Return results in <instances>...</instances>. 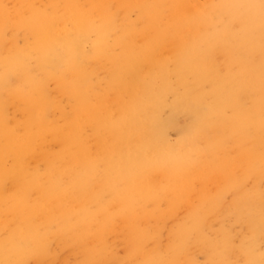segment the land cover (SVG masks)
I'll use <instances>...</instances> for the list:
<instances>
[{"label":"rangeland","instance_id":"obj_1","mask_svg":"<svg viewBox=\"0 0 264 264\" xmlns=\"http://www.w3.org/2000/svg\"><path fill=\"white\" fill-rule=\"evenodd\" d=\"M1 1L2 0H0V2ZM3 1V4L2 2L0 4V8L3 7V11L0 9V60L2 61L5 57L10 59L16 56L15 59L20 62L21 68L27 69V71L29 70L28 73H30L31 77H39L41 73L38 71V65H36V57L33 56L32 58L28 56L27 59L29 61L26 59L27 50L32 44V36L17 26V19L14 15V9L18 7L17 4L20 0ZM48 1L50 0H31L30 3H32L31 5L35 3V7L37 8L40 6L43 8ZM139 1L140 0H116L112 1V3L110 1L107 10L114 17V26H119L122 23L137 22L139 9L136 7ZM193 1L197 2L199 0ZM118 3H121V7ZM79 4L82 5V2ZM110 4L112 6H110ZM116 4L120 9L116 13L113 11L112 14L111 11L113 9L117 10ZM195 5L197 4L195 3L191 8H187L185 13L186 16H191L193 13L194 16L201 14V10H199L197 6L195 7ZM113 17L110 18L111 22ZM202 31L203 30H201V34L204 32ZM115 32L116 34L118 33L116 30ZM155 32H157V30L150 31L151 34ZM234 32L238 33L237 27L234 29ZM114 34L115 33H111L110 35L112 36L109 35V39L107 38V43L109 42L107 44L109 46H107V50H109L107 56L113 55V53L116 55V51L117 53L119 51L118 48L116 49L115 47L113 48L115 50H111V45L113 46L111 40L116 36ZM154 36L156 37V35ZM185 38L183 33H177L174 36V39L182 45L188 42L187 38ZM141 39L138 37L137 44L143 43L144 45ZM153 41H155V39ZM24 51H26V53H24ZM15 52H17L16 55ZM18 54H20L19 57ZM22 55L25 56V59ZM172 57L173 54L169 41L165 40L160 44L155 43L153 50L150 52V64L146 61H141L131 67V74L136 75L145 86L154 78L157 88L160 86L159 83H161L159 78H157L159 77L157 73L160 66L164 64L167 71V82L176 91L175 93H177L179 97L188 93L191 94L192 97H200L202 101L201 104L203 103L202 106L211 105L210 96L212 80L196 83L191 77H188L186 88L184 86L179 87ZM256 58H247L248 64L262 65V63L259 62L260 58L258 59L257 56ZM30 59H34L32 63ZM34 61L36 66L34 65ZM29 63L31 67H29ZM105 63L96 62L91 68L88 98L90 99L89 101H91V106L99 111V118L95 124L96 126L94 124L84 123V121H80V118H78L79 120L75 118L74 115L75 110L78 108L79 97L62 93L52 81L49 82L50 86L49 84L47 86L49 89L47 95H49L46 100L48 104L46 108H42L44 104H41V101H39V98L36 96H28L26 99L15 97V92L22 82V73L19 71L10 72L9 79L5 82L4 90L2 89L0 98V248L3 250L2 254L9 250L10 243L8 244V242L14 239L13 233H16L14 232L16 222L13 221L16 215L15 213L18 215V213H20L19 210L23 208L28 218V224L21 227V238L25 240L24 244L26 243L27 247L35 245V252L41 250V252L29 254L23 251H16L9 257L8 262L10 264H177L175 263L176 261L180 264L179 261L182 259L181 262H183L181 264H185L186 262L187 264H264V137L262 136L263 138L259 139V142H261L259 145L257 143V127L252 125L248 128L247 134L249 136L247 134L243 136L240 133L234 134L231 121L235 117L236 111L227 108L225 117L229 120L228 123L223 126V130H220L218 126H212L205 130V132L196 134L192 132L191 134L186 133L181 136V134L178 133L179 131H189L188 117L185 116L184 113H180V115L173 118L174 127H170L167 122L171 117L169 111L166 109L161 113L157 122L154 121V123H151L150 118L139 114L138 116L140 118L137 116L134 123H129V121H127L119 124L116 135H113L110 132V126L117 124L121 111L130 102V93L129 90L110 91L107 89L105 85L106 77L110 74L111 67ZM191 63L193 65V62ZM239 69L237 64L229 63L228 58L218 51L214 50L208 54V66L206 70L213 72L211 74L207 73L211 78L214 76L218 80L239 78L241 75ZM2 70V65H0V75L2 74ZM156 79L158 81H156ZM173 96V93L166 95L167 105L172 103ZM251 99L252 96L249 92L241 90L236 99V105L242 110H249L252 103ZM117 101L120 104L117 103ZM47 108H49V110ZM51 109H54L56 112ZM47 112H49V114H47ZM260 116L264 117V106L261 108ZM32 122L34 123L32 124ZM34 127H36V129ZM173 129L175 131H173ZM63 130L66 131L65 134H67L65 137L62 133L64 132ZM52 131L55 132L52 133ZM67 131L70 135H68ZM161 131H163V136L156 142L154 147H151L150 144H143L150 137L159 134L158 132ZM61 136H63L64 139H62ZM136 136L139 137L136 138ZM250 141L253 143L250 144ZM224 143L226 145H224ZM241 143L242 145L245 144L244 148ZM179 144L181 146H179ZM219 144H223L224 146ZM216 147L217 149L212 155L210 149ZM178 148L180 150H178ZM193 149L196 154L193 153ZM162 150L164 154L161 152ZM175 150H178L180 153ZM189 150L192 151V154ZM171 151L175 155V158L172 156L173 159H168L167 156ZM165 152L169 153L165 154ZM176 153L179 154L177 155ZM180 155L185 159L181 160V157H179V159L178 157L176 158V156ZM246 155L253 158L249 159ZM187 156H192V160L190 161L189 159L191 158L189 157L186 158ZM211 162L215 163L212 164ZM179 163L180 166H178ZM248 163L249 168H247ZM174 165L175 167H173ZM213 165H216L215 167L219 176L215 173L216 170ZM253 165H255V168ZM185 166L189 168H185ZM172 168H174V171ZM200 168H202V170ZM157 169H159V171ZM163 169H167L168 173L165 170L163 171ZM176 170H179L180 174L182 173L183 176H180L178 173L179 171H177L178 176L177 174H173V172L176 173ZM182 170H185L187 174L181 172ZM195 171L197 174H195ZM142 174H144L143 176L145 177H143ZM223 175L225 176L222 177ZM220 176L228 182L229 187L227 182L225 180L223 181ZM243 177L246 178L243 179ZM149 178H151V181ZM132 179L133 181H131ZM170 180L173 181L171 182ZM228 180L231 182L229 183ZM146 181L148 182L145 185ZM149 181L153 185H150ZM165 182L168 183L166 184ZM179 183L183 184L181 185ZM147 184H149L151 188H149ZM171 184L172 188L170 187ZM164 187L171 188L172 192ZM225 187L230 189H225ZM159 190L161 193H159ZM170 192L172 196H170ZM173 192H176L174 193L175 195ZM177 192L179 193L178 195ZM156 194L162 198H159ZM153 195H155L154 200L151 201ZM156 196L158 198H156ZM166 196H169L166 201H168L169 198L170 201H176L175 203L177 204H172V202L169 201L166 202ZM170 197H173V199H170ZM184 197L187 203L182 199ZM68 198L70 200H68ZM211 200H213V202ZM217 201L221 203H217ZM199 202L204 203L206 206L204 207V205ZM209 202L211 204L210 206H208ZM214 202L217 207H215L216 210L213 209ZM15 203H18L19 210L14 206ZM153 203L155 208L152 206ZM122 205L124 207H122ZM133 205L137 207L132 208V211L130 209L134 207ZM161 205L163 206L161 207ZM168 205L172 206L169 207ZM100 206L102 208H100ZM107 208L109 210H107ZM156 208L158 210H156ZM169 208L170 210H168ZM91 209L95 215L91 212ZM207 209L211 210L212 213L207 211ZM172 210L175 211L173 212L174 214ZM111 212H113V216L116 215L117 217H112ZM130 213H132V215ZM144 213L145 215L142 217ZM84 214L90 217V220L88 217H85ZM121 214H124V216ZM160 214H163L161 218L159 217ZM166 214H169L170 218ZM190 214L191 216H189ZM152 215H154V218ZM107 216L110 218L112 217L113 220L112 218L110 220ZM249 216L250 219L248 218ZM84 217L87 221H93L96 217L97 221L94 222V220L92 222L93 224L89 221L86 223ZM187 217H192V222L195 224L197 223L198 228L192 222V224L190 223L191 220L185 221L184 219H187ZM104 218L107 222L106 220L103 221ZM76 219L77 221L80 220L76 222ZM108 219L110 221H108ZM70 220H72V222L75 221L73 225ZM98 220H101V222H99L101 225L105 223L101 229H99L101 225L97 223ZM195 220L198 221L195 222ZM67 221H69L70 224H68ZM125 221L129 224L127 225ZM74 223L78 228L80 227V230L75 227ZM135 223H137L139 227L142 225L141 229ZM185 223L187 225H185ZM67 224L70 226L72 225V227ZM131 224L133 225L132 229L130 228L132 227ZM160 224H163L161 229ZM88 225L90 228H88ZM186 226L190 227L188 228ZM81 227H83V232L85 231V233L81 232ZM94 227L96 229H92ZM97 228L99 229L98 231ZM144 228L145 230H143ZM181 229L186 233H182ZM185 229L188 230L186 231ZM92 230L95 232H92ZM59 231L61 233H59ZM145 231L146 233H144ZM80 232L83 234L80 235ZM89 232L90 234H88ZM86 233L88 234L87 237L94 239H87ZM91 233H94L95 236L91 237ZM152 233H154L156 237ZM201 234L203 235L201 236ZM64 235L65 239L63 238ZM127 235H130L129 237L134 239L130 240ZM78 236L84 237L80 239ZM139 236L140 238H138ZM192 237H195V240H193L194 238ZM84 240L86 242H84ZM80 241L83 243L81 244ZM194 241L197 242L195 243ZM71 243H73L72 247L70 245ZM87 243L90 244L89 249L88 246L86 247ZM187 243L189 245H187ZM98 244V248L100 249L94 248V246L96 247ZM104 245L107 246L105 247ZM177 245H181V248L180 246H178L180 249L175 248ZM170 246L176 249H174L175 252L170 249ZM185 247L189 248L186 249ZM86 249L87 251H85ZM97 249L99 250L98 253ZM102 249L104 250L103 252ZM90 250L92 253L88 252ZM177 250L180 252L177 253ZM128 251L130 252L127 253ZM173 252L176 256L172 255L174 257H169ZM185 253L190 256L187 258ZM41 254L43 255L40 256ZM52 254L54 257L51 256ZM97 254L98 256H96ZM83 255H85V257ZM146 255L149 258H147ZM19 256H21L22 259ZM152 256H154L153 259ZM185 256L186 258H183ZM189 258L194 261H190ZM90 259L95 261H91ZM14 261L17 262L14 263Z\"/></svg>","mask_w":264,"mask_h":264},{"label":"bare ground","instance_id":"obj_2","mask_svg":"<svg viewBox=\"0 0 264 264\" xmlns=\"http://www.w3.org/2000/svg\"><path fill=\"white\" fill-rule=\"evenodd\" d=\"M110 1L112 3V1H116V0H50L47 2V4H45L43 6V8L41 6L39 8H37V7H35V3L33 5H31L32 4V3H30L31 0H20L17 4L18 7L16 9H14V15H15V18L17 19V26L19 28H22L25 32H28L32 36V44L30 45V48H28L27 53H26V51H24V53H26V56H27L26 59L28 58V56L32 57V58H33V56L36 57L35 59L37 60V64L34 61V65L35 64L38 65V71L41 73L40 74L41 76L31 77L30 73H28L29 70L27 71V69L21 68L20 62L17 59H15L16 56L11 57L10 59L8 57H5L2 61L0 60V65H2V69H3L2 74L0 75V98H1V91H2V89L4 90V85H5V82L7 81V79H9L8 77L10 75V72L19 71L20 73H22V82H21V85L18 88V90L15 92V97H17V98L22 97V98L26 99V97H28V96H32V97L36 96L37 98H39V101H41V104H44V106L42 108H44V107L46 108V106H48L46 100H47V97L49 95V94L47 95L48 90H49L47 86H48L49 82L52 81L53 83H55L57 85V88L62 93L67 94V95H72L74 97L75 96L79 97L78 98L79 99L78 100V102H79L78 108L75 110V115H74L75 118L76 119L80 118V121L82 120V121H84V123H90V124L95 125L98 118H99V111L96 108H93L91 106V101H89L90 99L88 98V93L90 91L89 82H90V77H91L90 76L91 75V68L96 62H102V63L106 62L105 64H108V66L111 67L110 74L108 75V73H107L108 76L106 77L105 85L107 86V89L110 91L129 90V93H130V102L121 111V114H120V117H119L117 124H115L114 126H110L111 134L116 135L118 126L121 123H125L127 121H129V123H134L135 119L137 118V116L139 114L145 115L148 118H150L151 123H154V121L157 122L161 116V113L163 111H165L166 109L169 111L170 117H171V119L167 122V123H169L170 127H174V119L173 118L176 117L177 115H180V113H184L185 116L188 117V129H189V131L188 130L187 131H179L178 133L181 134V136L183 134H186V133L191 134L193 132V134H196V133L205 132V130H207L209 127H212V126H215V127L218 126L220 130H223V126H225V124H227L228 120H229L228 118L225 117L226 109L231 108V109L236 111V115L233 118V120L231 121L234 134L240 133L241 135L244 136V134L245 135L247 134L248 128L250 126L254 125L258 129V137H257L258 141H257V143L258 144L261 143V142H259V139L264 137V117L260 116L261 108L264 106V42H263V40H264V0H203V1L199 0L197 2H194L193 0H140L137 7H136L139 9V15L137 16V22H135V23L130 22L127 24L122 23L119 26H116V25L114 26V21H113L114 17L107 10V6L109 5ZM1 2L3 4L4 1L2 0ZM1 2H0V4H1ZM80 2H82V5L79 4ZM195 3L197 4V5H195V7L197 6L198 9L201 10V14L194 16V13H193L191 16H186L185 13L187 11V8L188 7L191 8L192 5H194ZM120 4L121 3H118V5H120ZM118 5H117V10L113 9L111 11V13L113 11H115V13L119 11L120 8H118L119 7ZM110 6H112V5L110 4ZM114 7H115V5H114ZM120 7H121V5H120ZM108 8H109V6H108ZM0 9L3 11V7H1ZM111 17H113L112 22L110 21ZM236 27L238 29V33L234 32V29ZM115 30L118 31L117 34H116ZM151 30H157V32L151 34L152 33V32L150 33ZM201 30L204 31V32L202 31L203 34H201ZM111 33L112 34L115 33L114 35H116L115 38L113 39L114 42H113V40H111L113 43V46L111 45V48H112L111 50H115V49H113L115 47L116 49L118 48L119 51H118V53L116 51V55H115V53H113V55L107 56V54H108L107 52L109 51V50H107V46H108L107 44L109 43V42L107 43V38ZM177 33H183L185 35V37L187 38V41H188L187 43H185V45L179 44V42L174 39V36ZM154 35H156V37ZM110 36H112V35H110ZM137 36L140 37V39L142 38L141 40H143L144 45H143V43L137 44V39H138ZM154 39H155V41H153ZM165 40L169 41L170 47L172 50V54H173L172 59H173L174 64H175V74L177 76L178 86L179 87L184 86L186 88V82L188 80V77H191L196 83L205 82L206 80H212V88H211V96H210L211 105L202 106L203 103L201 104L202 101H201L200 97H192L191 94H188V93H185V95L179 97L178 94L175 93L176 91L167 82V71H166V67L164 64L162 66H160L158 73H157L158 75L156 74L157 76H159L157 78H159V80L161 82V83H159L160 86L157 88H156V83L154 81L155 80L154 78L152 79V81H150V83L148 85L145 86V84H142V82L138 79V77L136 75L131 74V70H132L131 67L140 63L141 61H144V62L146 61L150 64V52L153 50V46L155 45V43L160 44V43L164 42ZM214 50L218 51L222 55H225L228 58L229 63L237 64L239 66V68H240L239 72L241 74L239 78H233V79L232 78H228V79L225 78L223 80H218L215 76L211 78V76H209V74H207V73H210V74L213 73V72H210L209 70H206V67L208 66V54ZM16 53L17 52H15V55H16ZM20 54H18V57ZM22 56L25 59V56L24 55H22ZM256 56L258 57V59L260 58L259 62L262 63V65L261 64H251V63L248 64L247 58L252 59V58H256ZM33 60L34 59H32V60L30 59L31 63ZM191 62H193V65ZM29 65H30V63H29ZM98 65H100V64H98ZM29 67H31V65ZM238 80L240 81V83ZM156 81H158V80L156 79ZM49 86H50V84H49ZM241 90L249 92L252 96V99H251L252 103L250 106L251 108L249 110H247V109L242 110V109L238 108L236 105V99H237L238 94ZM169 93H171V94L173 93L174 96H173L172 103L170 105H167L166 99L169 95L167 97H166V95ZM117 103H119V102L117 101ZM53 108H55V107H53ZM47 109L49 110V108H47ZM51 110H54V109H51ZM47 114H49V112H47ZM45 120H47V119H45ZM48 120H49V117H48ZM33 123L34 122H32V124ZM29 124L31 125L30 122H29ZM30 125H29V128H30ZM50 125H51V123H50ZM47 126H46V128H47ZM34 128L36 129V127H34ZM53 129H55V128H53ZM32 131H33V129H32ZM173 131H175V130L173 129ZM54 132L55 131H52V133H54ZM62 133L64 134V137L67 135V134H65L66 131H64ZM158 133L159 134H155L154 136L150 137L143 144H146V145L150 144L151 147L152 146L154 147L156 142L160 138H162V136H163V131L158 132ZM68 135H70L69 132H68ZM61 137H62V139H64L63 136H61ZM138 137L139 136H136V138H138ZM44 138H45V136H44ZM67 138H68V136H67ZM137 140H140V139H137ZM188 140H189V138H188ZM200 141H201V139H200ZM194 143H197V142H194ZM242 143H241V145H242ZM252 143L253 142H251L250 144H252ZM219 145H223V144H219ZM224 145H226V144L224 143ZM244 145H242L243 148H244ZM263 145H264V143H263ZM179 146H181V145L179 144ZM168 147H170V146H168ZM186 147H187V145H186ZM216 149H217V147L210 149L212 155ZM220 149H222V148H220ZM163 150L161 151L162 153H163ZM178 150H180V149L178 148ZM178 150H175V151H178ZM189 151H191V150H189ZM193 151H194V149H193ZM223 151H225V150H223ZM223 151H222V153H223ZM252 151H253V149H252ZM168 153L165 152V154H168ZM179 153H176V154L178 155ZM190 153L192 154V151ZM193 153L196 154L195 151ZM211 153H209V154H211ZM218 153H215V154H218ZM172 156H173V158H175V155L171 151L167 157H168V159H173ZM161 157H163V156H161ZM177 157L179 159V157H181V155L176 156V158ZM188 157L189 156H187L186 158H188ZM191 157H189V158H191ZM247 157H249V159L253 158L251 156H247ZM192 158L189 160L191 161ZM95 159H96V157H95ZM155 159H157V158H155ZM184 159L185 158L181 157V160H184ZM213 160H215V159H213ZM218 160H220V159H218ZM255 160H256V158H255ZM213 163H215V162H213ZM26 165H27V163H26ZM219 165H221V164H219ZM263 165H264V163H263ZM178 166H180V163L178 164ZM215 166L213 165V167H215ZM247 166H248L247 168H249V163L247 164ZM253 166L255 168V165H253ZM173 167H175V165ZM208 167H210V166H208ZM185 168H189V167L185 166ZM222 168H223V166H222ZM173 169L174 168H172V170ZM183 169H184V167H183ZM200 169L202 170V168H200ZM157 170L159 171V169H157ZM164 170L165 169H163V171ZM215 170H216V167H215ZM242 170H243V168H242ZM152 171H154V170H152ZM165 171L167 172V169ZM177 171H179V170H176V173L173 172V174H177ZM216 171H215V173L218 175V171L217 172ZM181 172H185L184 174H187V172L185 170L184 171L182 170ZM248 172H250V171H248ZM178 173L180 174V171ZM195 174H197V172ZM143 175L144 174H142V176ZM181 175H182V173L180 174V176ZM225 175H223L222 177H224ZM257 175H255V176H257ZM177 176H178V174H177ZM143 177H145V176H143ZM173 177H174V175H173ZM222 177L220 176V178H222ZM249 177H251V176H249ZM180 178H178V179H180ZM244 178H246V177H243V179ZM152 179H154V178H152ZM198 179H200V178H198ZM222 179H223V181L225 180L224 178H222ZM149 180L151 181V178H149ZM165 180H166V178H165ZM235 180H236V178H235ZM131 181H133V179ZM135 181H136V179H135ZM170 181H168V182H170ZM178 181L181 182L180 180H178ZM178 181H174V182H178ZM213 181H215V180H213ZM228 181H229V183L231 182L230 180H228ZM137 182H138V180H137ZM142 182H143V180H142ZM147 182L148 181L145 182V185ZM168 182H165V183L167 184ZM149 184L153 185L151 182ZM149 184H147L148 187L150 186ZM176 184H178V183H176ZM179 184H181V183H179ZM238 184H240V183H238ZM227 185H228V182H227ZM230 185H232V184H230ZM143 186H144V184H143ZM170 187L172 188V184ZM228 187H229V185H228ZM149 188H151V187H149ZM164 188H166V187H164ZM171 188L170 189L166 188V189H169L172 192ZM225 189H230V188L225 187ZM147 190H151V189H147ZM160 190H161V188H160ZM160 190H159V193H161ZM165 190H163V191H165ZM177 191H178V189H177ZM171 192H170V194H171ZM174 193H176V192H173V194ZM152 194H154V193H152ZM178 194L179 193L177 192V195ZM180 194H182V193H180ZM156 195L159 196L158 194H156ZM154 196L155 195H153V197L150 196L151 201L154 200ZM157 196H156V198H158ZM164 196H165V194H164ZM170 196H172V194ZM127 197H125V198H127ZM150 197H148V198H150ZM160 197L161 196H159V198ZM167 197H169V196H166L165 201H166ZM173 197L172 198L170 197V199H173ZM100 198H102V197H100ZM119 198H121V197H119ZM186 198H188V197H186ZM212 198H210V199H212ZM182 199L185 200V197ZM68 200H70V199L68 198ZM168 201L172 202V204H177V203H175L176 201H174V202L172 200L170 201L169 198H168ZM168 201H166V202H168ZM211 201L213 202V200H211ZM218 201H217V203H221ZM259 201H261V200H259ZM132 202H133V200H132ZM202 202H199V203L201 204ZM141 203H143V202H141ZM186 203H187V201H186ZM204 203H205V201H204ZM204 203H202V204L205 207L206 205ZM236 203H238V202H236ZM195 204H197V203H195ZM206 204H207V202H206ZM260 204H261V202H260ZM86 205H87V203H86ZM210 205L211 204L209 202L208 206H210ZM215 205L216 204L214 202V208L211 206L214 210H216V208H217ZM14 206H16L17 209L19 208L18 203L17 204L15 203ZM119 206H120V204H119ZM152 206L154 207V203ZM162 206L163 205H161V207ZM171 206H169V207H171ZM200 206H202V205H200ZM103 207H104V205H103ZM122 207H124V206L122 205ZM135 207H137V206L131 207L130 210H132V208H135ZM177 207H178V205H177ZM100 208H102V207L100 206ZM108 208H107V210H109ZM92 209H93V207H92ZM113 209H115V208H113ZM172 209H173V207H172ZM156 210H158V209L156 208ZM168 210H170V208ZM207 211L211 212V210H208V209H207ZM263 211H264V209H263ZM19 212L20 213H18V215H17V213H15L16 215L14 214L15 216H14L13 221L16 222L15 223L16 228H15L14 232H16V233H13L14 239H11L8 242V244L10 243L9 244V250L6 253L2 254L3 250H2V248H0V259H1L0 263H2V264H10L8 262L9 257L12 256L13 253H15L16 251H18V252L23 251V252H27L29 254V253L35 252V250H36L35 245L27 247L26 243L24 244L25 240L24 239L22 240V238H21V227L28 224V222H27L28 218H27L26 212H25V210H23V208H21L19 210ZM91 212H93V210ZM173 212H175V211L172 210V213ZM205 212H206V210H205ZM111 213H112V217H115V218L117 217L116 215L113 216V212H111ZM166 213H168V212H166ZM172 213H170V214H172ZM87 214H88V212H87ZM93 214L95 215L94 212H93ZM130 214L132 215V213H130ZM121 215L124 216V214H121ZM143 215H145V213L142 214V217H143ZM161 215L163 216V214L159 215L160 218L162 217ZM84 216H85V214H84ZM103 216H105V215H103ZM152 216L154 218V215H152ZM167 216H169V214ZM189 216H191V214ZM204 216H205V213H204ZM85 217H88V216H85ZM85 217H84V219H85ZM107 217H109V216H107ZM88 218L90 220V217H88ZM105 218L103 219V221L106 220ZM111 218H110V220H111ZM169 218H170V216H169ZM188 218H190V219H188ZM191 218L192 217H187V219L185 218L184 220L185 221L191 220L190 221V223H191L192 222ZM248 218L250 219V216ZM100 219H102V218H100ZM94 220H93L94 222L97 221L96 217ZM110 220L108 219V221H110ZM112 220H113V218H112ZM70 221H71L72 225H73V222H75V221L72 222V220H70ZM78 221L76 219V222H78ZM88 221L86 220V223H88ZM93 221H89V222H91V224H93L92 223ZM132 221L134 222L133 219H132ZM156 221H157V219H156ZM197 221L195 220V222H197ZM99 222H101V220H98L97 223H99ZM106 222H107V220H106ZM67 223L70 224L69 221H67ZM192 223L195 224L194 222H192ZM83 224H84V222H83ZM104 224L105 223H103V225L100 224L101 227H99V229H101L102 226H104ZM126 224H127V222H126ZM135 224H137V223H135ZM200 224H199V226H200ZM72 225L71 226L68 225V226L72 227ZM162 225L160 224V229H161ZM185 225H187V224L185 223ZM195 225L197 227V223ZM81 226H82V224H81ZM141 226L142 225H140V227H139V225H138V227L140 229H141ZM75 227L78 228V226H76V224H75ZM177 227H179V226H177ZM186 227L189 228L190 226H186ZM81 228H82L81 232H83V227H81ZM88 228H90V226ZM103 228H105V227H103ZM130 228L132 229L133 225ZM191 228H192V226H191ZM52 229H53V227H52ZM61 229H63V228H61ZM78 229L80 230V227ZM92 229H96V228L94 227ZM99 229L97 228V231ZM143 230H145V228ZM177 230H180V229H177ZM93 231L94 230H92V232ZM101 231H103V230H101ZM146 231L144 233H146ZM158 231H159V229H158ZM181 231H182V233L185 232V231H183V229H181ZM76 232H78V231H76ZM90 232L88 234H90ZM59 233H61V232L59 231ZM83 233H85V231ZM83 233H81L80 235H82ZM154 233H152V234H154ZM171 233H172V231H171ZM75 234H73V235L76 236ZM88 234L86 233V237L88 236ZM95 234H99V233H95ZM198 234H200V233H198ZM77 235H79V234H77ZM148 235H150V234H148ZM202 235L203 234H201V236ZM94 236H95L94 233H91V237H94ZM129 236H128V238H130ZM194 236H196V235H194ZM12 237H13V235H12ZM64 237H65V235L63 236V238ZM78 237H80V239H81L82 236H78ZM83 237H82V239H83ZM96 237H97V235H96ZM155 237H156V235H155ZM73 238H75V237H73ZM138 238H140V236ZM192 238H194L193 240H195V237H192ZM47 239H50V238H47ZM76 239H78V238H76ZM87 239H91V238L87 237ZM93 239H91V240H93ZM131 239H134V238H130V240ZM196 239H197V237H196ZM99 240H100V238H99ZM136 240H140V239H136ZM96 241H97V239H96ZM127 241H128V239H127ZM84 242H86V241L84 240ZM91 242L93 243V241H91ZM107 242H108V239H107ZM133 242H135V241H133ZM199 242H200V240H199ZM80 243H81V241H80ZM169 243H170V241H169ZM72 244L73 243L70 244L71 247H72ZM87 244H86V247L88 246V249H89L90 244H88V245ZM93 244H95V243H93ZM131 244H132V242H131ZM197 244H199V243H197ZM139 245H141V244H139ZM187 245H189V244L187 243ZM104 246L106 247L107 245H104ZM178 246H180V248H181V245H177V247H175V248H178ZM90 247L93 248L92 246H90ZM98 247H99V244H98V246L96 245V247L94 246V248H98ZM168 248H169V245H168ZM175 248L172 246L170 249L174 251ZM180 248H178V249H180ZM187 248H189V247H187ZM98 249H100V248H98ZM98 249H97V253L99 252ZM186 249H185V251H186ZM39 251L41 252V250H39ZM39 251H37V252H39ZM85 251H87V249ZM103 251L104 250L102 249V252ZM106 251H108V250H106ZM37 252H35V253H37ZM88 252L92 253L91 250ZM129 252L130 251H128L127 253H129ZM178 252H180V251L177 250V253ZM80 253H82V252H80ZM156 253H157V251H156ZM173 253H171V256H169V257H174L172 255H175V253L174 254ZM150 254H151V252H150ZM179 254H181V253H179ZM182 254H183V252H182ZM42 255L43 254H41L40 256H42ZM51 256H53V254ZM83 256L85 257V255H83ZM89 256H90V254H89ZM96 256H98V254ZM189 256L187 255V258ZM19 257L21 258V256H19ZM153 257L154 256H152V259H153ZM147 258H149V257L147 256ZM183 258H186V256ZM106 259H108V258H106ZM150 259H151V257H150ZM189 259H188V261H189ZM181 260L182 259H180V261H179L180 264L183 262V261L181 262ZM91 261H95V260L92 259ZM190 261L193 262L194 260L190 259ZM15 262H17V261H14V263ZM175 263L178 264V262H176V261H175ZM184 263H185V261H184ZM185 264H187V262Z\"/></svg>","mask_w":264,"mask_h":264}]
</instances>
